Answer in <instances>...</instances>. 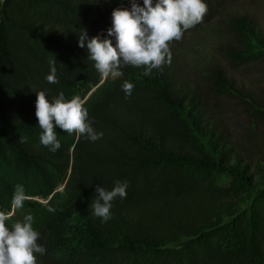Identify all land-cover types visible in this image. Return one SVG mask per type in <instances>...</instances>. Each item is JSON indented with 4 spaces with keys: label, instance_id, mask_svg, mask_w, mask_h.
Listing matches in <instances>:
<instances>
[{
    "label": "trees",
    "instance_id": "trees-1",
    "mask_svg": "<svg viewBox=\"0 0 264 264\" xmlns=\"http://www.w3.org/2000/svg\"><path fill=\"white\" fill-rule=\"evenodd\" d=\"M228 1L204 0L202 22L183 36ZM116 8L130 9L129 0H0V211H11L15 186L23 185L30 199L17 210L29 211L17 216H33L37 244L46 248L34 253L37 264H264V188L245 181L247 169L222 167L200 143L183 110L198 125L204 104L183 83L175 54L149 77L127 65L102 82L87 48L78 47L81 29L89 38L106 35ZM223 27L227 60L264 64L255 19L236 14ZM54 58L59 83L49 84ZM206 80L213 94L242 98L220 68ZM124 81L134 85L127 99ZM40 91L49 101L60 92L79 96L103 137L91 142L55 127L61 148L50 152L35 116ZM225 172L226 187L217 183ZM117 180L128 183L127 196L102 222L91 208L95 189L110 191ZM48 196L45 204L35 199Z\"/></svg>",
    "mask_w": 264,
    "mask_h": 264
},
{
    "label": "clouds",
    "instance_id": "clouds-1",
    "mask_svg": "<svg viewBox=\"0 0 264 264\" xmlns=\"http://www.w3.org/2000/svg\"><path fill=\"white\" fill-rule=\"evenodd\" d=\"M130 9L116 8L112 12V27L106 30V35H96L89 38L86 29H81L78 36V47L87 48L88 59L94 62L97 71L104 79L122 76V69L131 65L142 67V75L149 77L153 69L162 70V65H169L172 53L169 44L179 41L184 32L202 22L208 11L204 0H129ZM55 58L50 62L49 74L46 80L49 84L59 83ZM134 85L128 81L122 84L125 98H129ZM35 116L42 130L40 144L52 153L61 148L54 131L58 127L66 133H76L95 142L103 137L93 127L95 121L89 119L85 101L79 96L65 99V94L49 101L46 92L36 93ZM128 183L115 181L112 190L102 186L95 189V199L91 203L93 215L102 222L109 221L112 216L110 209L113 202L127 196ZM24 186L17 184L12 197L13 209H21L28 200ZM54 212V208H49ZM10 214L0 211V264H37L34 253L45 254L46 248L38 245L39 233L33 228V216L28 215L23 222H16L10 229L6 221Z\"/></svg>",
    "mask_w": 264,
    "mask_h": 264
},
{
    "label": "rangeland",
    "instance_id": "rangeland-1",
    "mask_svg": "<svg viewBox=\"0 0 264 264\" xmlns=\"http://www.w3.org/2000/svg\"><path fill=\"white\" fill-rule=\"evenodd\" d=\"M140 1L136 0L137 3ZM236 14L249 15L264 30V0H230L213 21L194 28L179 41H172L169 49L175 54L183 83L193 88L204 104V115L198 125L188 116V107L183 110L184 118L218 164L247 169L245 181L259 190L264 188V64H238L225 58L223 49L230 43V38L223 21ZM212 67L223 71L242 98L217 96L210 91L206 78ZM117 78L102 77V82ZM230 181L227 172L217 176L220 186L226 187ZM35 199L45 204L50 196ZM248 201L243 206H247ZM27 211L11 207V224L21 222L20 217Z\"/></svg>",
    "mask_w": 264,
    "mask_h": 264
}]
</instances>
